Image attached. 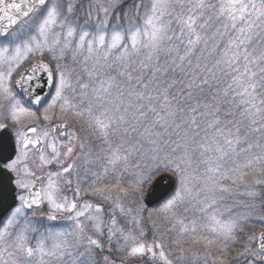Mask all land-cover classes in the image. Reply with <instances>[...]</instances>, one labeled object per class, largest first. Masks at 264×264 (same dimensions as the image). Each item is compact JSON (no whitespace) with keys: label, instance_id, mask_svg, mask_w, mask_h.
Segmentation results:
<instances>
[{"label":"snow or ice","instance_id":"1","mask_svg":"<svg viewBox=\"0 0 264 264\" xmlns=\"http://www.w3.org/2000/svg\"><path fill=\"white\" fill-rule=\"evenodd\" d=\"M256 222L264 0H0V264H264Z\"/></svg>","mask_w":264,"mask_h":264},{"label":"rangeland","instance_id":"2","mask_svg":"<svg viewBox=\"0 0 264 264\" xmlns=\"http://www.w3.org/2000/svg\"><path fill=\"white\" fill-rule=\"evenodd\" d=\"M43 223H49L47 221H43ZM53 224V226H56V227H66L68 226L67 225V222L66 221H56V222H51ZM246 231H256V232H259V231H264V225H261L259 222H256V223H253V224H250L248 229H246Z\"/></svg>","mask_w":264,"mask_h":264},{"label":"water","instance_id":"3","mask_svg":"<svg viewBox=\"0 0 264 264\" xmlns=\"http://www.w3.org/2000/svg\"><path fill=\"white\" fill-rule=\"evenodd\" d=\"M159 204L156 201L150 203V207H157Z\"/></svg>","mask_w":264,"mask_h":264}]
</instances>
